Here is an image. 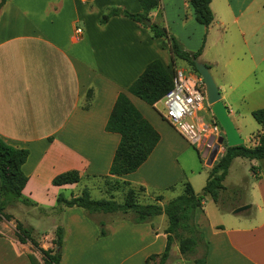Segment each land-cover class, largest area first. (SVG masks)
I'll list each match as a JSON object with an SVG mask.
<instances>
[{"label": "crops", "instance_id": "1", "mask_svg": "<svg viewBox=\"0 0 264 264\" xmlns=\"http://www.w3.org/2000/svg\"><path fill=\"white\" fill-rule=\"evenodd\" d=\"M160 1L149 14L151 25L166 28L185 50L201 51L198 60L209 65L211 73L222 74L219 90L230 119L227 91L247 82L252 96L264 93V0H212L214 22L208 28L196 21L189 0ZM110 8L143 12L139 0H7L0 10V137L30 152L23 166L28 177L23 195L49 213L56 211L60 194L68 199L79 195L74 191L79 184L54 186L57 176L69 171L84 178L110 176L121 137L106 126L121 93L161 135L148 161L121 179L147 192L152 187L171 189L181 181L193 187L189 178L185 181V169L169 168L161 157L177 133L156 109L162 100L152 107L128 92L153 61L173 66L168 41L123 16L102 25ZM77 28L83 30L81 36ZM261 127L253 147L264 136ZM198 154L207 159V153ZM206 199L196 214L208 244L206 264H264V179L252 188L248 202L239 205L250 204L249 210L222 214L219 222H212ZM106 215L65 208L60 216L42 217L56 218L51 231L40 233L33 227L41 237L36 241L42 249H53L57 228L63 227L61 264H147L150 256L165 251L166 215L144 224L95 218ZM3 221L0 264H32L30 256L43 264L31 243L18 241L14 220ZM102 229L106 236H101ZM167 264L195 263L184 259L175 243Z\"/></svg>", "mask_w": 264, "mask_h": 264}, {"label": "trees", "instance_id": "2", "mask_svg": "<svg viewBox=\"0 0 264 264\" xmlns=\"http://www.w3.org/2000/svg\"><path fill=\"white\" fill-rule=\"evenodd\" d=\"M7 0H1L0 10ZM143 12L132 14L120 8H110L103 15L101 24H106L114 16H123L148 27L150 12L161 6L160 0H139ZM194 9L196 21L208 28L214 22V14L211 9L212 0H189ZM153 37L164 38L168 41L169 51L172 56L173 66L165 67L160 60L150 63L144 73L129 88L128 92L133 96L154 107L173 88L174 66L177 61L189 64L195 75L201 78L195 61L199 59L201 51L191 53L185 50L180 42L172 36L169 31L153 23L148 27ZM209 68H211L208 65ZM202 79V78H201ZM91 94V93H90ZM88 98L90 95L88 94ZM252 117L261 126H264V108L252 112ZM106 130L120 135L121 140L117 148L111 169L110 176L119 186L135 187L130 182L123 181L121 177L137 172L150 158L161 140L160 133L145 118L142 112L134 105L126 93H121L115 103L110 115ZM221 158L211 168L209 177L204 188L203 195L195 193L189 182L182 184V194L171 200L166 205L161 206L158 202L162 200L158 196L157 202L152 204H140L136 201V192L133 188L128 191L124 204H119L112 200H96L91 197L89 191L85 190L80 196L68 199L64 194H60L57 199L55 209L60 213L65 208H80L88 216L91 214H115L118 212H133L134 218L131 220L136 224L152 222L156 217L166 215L168 219L167 246L161 255H152L148 258L147 264H167L171 256V250L175 243L179 244L182 257L195 264H206L208 255V244L203 232L196 223L197 211L203 208L206 198H211L225 211L226 206L224 195L228 189L224 182L229 175L233 162L238 158L264 161V136H259V144L255 147L240 145L228 147ZM30 152L26 149H17L8 145L0 137V220L10 221L13 217L7 214V210L21 203L26 207H37V203L27 199L23 195V190L28 183V177L23 172ZM256 175L257 171L254 169ZM258 177V176H257ZM83 176L78 171H69L57 176L53 180L54 186L78 185L82 182ZM140 189H145L139 187ZM233 192V191H232ZM240 189H235L238 194ZM230 193V190H229ZM229 199V198H227ZM239 206L233 207L232 210ZM101 236H106L102 229ZM16 237L19 242L31 243L43 256V264H61L62 247L65 237V229L58 227L53 249H42L34 239V229L25 227L22 223H17ZM32 264H41L34 256H30Z\"/></svg>", "mask_w": 264, "mask_h": 264}, {"label": "rangeland", "instance_id": "3", "mask_svg": "<svg viewBox=\"0 0 264 264\" xmlns=\"http://www.w3.org/2000/svg\"><path fill=\"white\" fill-rule=\"evenodd\" d=\"M212 55V52L210 53ZM177 67L186 70L187 72H193L192 67L183 61L177 62ZM216 84L219 87L221 84L220 77H222L220 72L213 71L212 73ZM220 88V87H219ZM225 93V91H222ZM229 97L226 99V102L229 104V110L231 112V120L234 125H236V129L238 128V133L242 140L245 141L247 147H253L255 145V135H258L263 131V128L254 120L252 117V111L264 108V93H260L259 95L252 96L249 93V87L247 82H243L241 87L238 90H229ZM246 95V98L242 97ZM157 111L162 115L165 112V107L163 104H159L157 106ZM201 119L205 122L208 121V113L204 110L200 112ZM173 135V146L167 148L162 154L163 161L170 168L176 169V167H180L185 169L186 179L189 178L193 183V187L195 189L196 194L203 195L204 188L206 186L207 179L209 177V173L211 168L217 163V161L223 156L226 151L225 144L221 145L220 151L217 154L212 165H209L208 160L211 155L213 146L203 147L201 146L198 149L197 147H193L190 145L178 132L172 133ZM225 135L224 131L221 132V136ZM200 151L202 153H207V159L200 158L198 154ZM263 161L261 160H248V159H236L228 177L226 178L224 184L228 187V191L223 195L224 198V206H226V210L224 211L220 205L213 204L210 199H206L208 203L209 210L207 212L210 213L212 222H219L222 214H230L233 210V207L239 206L240 204H244V202H248L249 193L255 185L258 184L260 180L264 179V166ZM165 166V167H167ZM172 169V170H174ZM254 169L257 171L256 175ZM258 176V177H257ZM174 183L171 189H157L156 187L149 188V192L146 189H140L139 187H129V186H119L115 183L113 178L105 179V178H83L82 182L79 184L78 188L74 190L78 192V196H80L83 191L87 190L91 194V197L96 200H112L119 204H124L127 198L128 191L133 188L136 192V201L140 204H152L157 202L158 196L164 198L165 205L171 200L177 198L182 194V183ZM240 189L238 194H235V189ZM230 190V193H229ZM233 191V192H232ZM167 199H166V198ZM229 198V199H227ZM242 200V201H240ZM158 202V203H159ZM18 204V203H17ZM14 205L9 209V212L12 214V220H14L15 227L17 223L20 221L23 223L25 227L35 228L38 232H46L51 231L53 227V223L55 222V217L53 218H42L47 217L49 215H58L60 216V212L58 210L54 211V213H49L47 210H43L36 207L26 208L25 206L20 208V204ZM250 205V204H248ZM251 206V205H250ZM236 210V209H235ZM234 210V211H235ZM233 211V213H234ZM8 212V210H7ZM6 212V213H7ZM8 214V213H7ZM97 214V213H96ZM102 214V213H100ZM95 214H91L93 216ZM113 217L114 219H133V212H118L115 214H109L106 216H102L99 218L95 216L98 220L107 219ZM4 219L0 220V229H2V223ZM6 220V219H5ZM28 227V228H29ZM16 233V232H15ZM34 239L41 240V237L34 233ZM55 248V246H54Z\"/></svg>", "mask_w": 264, "mask_h": 264}, {"label": "built area", "instance_id": "4", "mask_svg": "<svg viewBox=\"0 0 264 264\" xmlns=\"http://www.w3.org/2000/svg\"><path fill=\"white\" fill-rule=\"evenodd\" d=\"M82 34L83 30L77 28L76 35ZM162 103L165 107L164 121L193 147L213 146L222 137L224 130L211 111L206 87L197 75L174 66L173 88ZM202 110L208 113V123L201 119Z\"/></svg>", "mask_w": 264, "mask_h": 264}, {"label": "water", "instance_id": "5", "mask_svg": "<svg viewBox=\"0 0 264 264\" xmlns=\"http://www.w3.org/2000/svg\"><path fill=\"white\" fill-rule=\"evenodd\" d=\"M150 26L151 22H147ZM196 68L202 78V81L206 87L208 104L211 106V111L224 130V136H222L218 143L213 146L211 155L209 157L208 163L212 165L217 154L220 151L221 145L226 144L228 147H236L244 144V140L240 137L237 129L235 128L233 122L229 117L228 107L222 101V95L220 93L219 87L217 86L214 77L211 73L210 68L203 62L199 60L195 61ZM251 208L250 205H245L237 208L234 213L239 214Z\"/></svg>", "mask_w": 264, "mask_h": 264}]
</instances>
